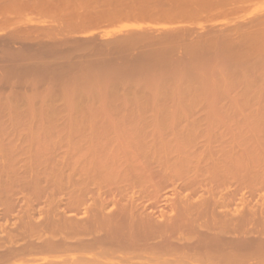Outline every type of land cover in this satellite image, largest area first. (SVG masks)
Instances as JSON below:
<instances>
[{"label":"rangeland","instance_id":"1","mask_svg":"<svg viewBox=\"0 0 264 264\" xmlns=\"http://www.w3.org/2000/svg\"><path fill=\"white\" fill-rule=\"evenodd\" d=\"M192 1L196 2V0H189V2ZM197 1L199 5H202L199 6L200 8L198 7V4L195 5V3L193 2L192 6L190 4L186 7V5L183 4L185 3V1L182 0L181 5L183 4L185 5V7H182L183 5L179 6V0H0V113L2 115V118L4 117L3 121L2 118H0V139L3 138L1 137V134L5 139V141L3 139L0 140V153L2 152L3 156H5L7 152L3 153V149L11 148L12 145L10 146L9 142H11L12 139L14 141V143H12L13 149L15 148V150L12 149V152L14 151V153H12L13 157L11 158L16 159V157H18L19 155L15 154V152H17L18 150H16V147H24V151L28 149V154L33 151V154L31 153L32 155L27 154L28 161L30 160V162H32L30 166V163H27V160L26 164L23 162L26 157H24L21 162L19 160V158H22L20 157V155L21 152H24L22 151L23 148L19 149L21 152L18 160L16 159V162H20H17L18 164H20L19 166H22L21 163H23V166L28 164L25 167H27V169H29L31 173L33 164L35 162L33 161L35 158H33V156H35L37 150L41 149V146H43L41 145L42 141H40L39 139L48 137L47 135L44 136V134L47 133L48 135L50 134L49 136L55 134L54 136L56 137V134H58L59 137H63V135L65 136L66 134L73 135L74 132H77L78 134H87L95 132L97 133L98 131L102 132L104 130V132H107L108 130L110 131L112 129L113 132H116L117 128L118 130H120V132L135 130L137 132L145 133H188L200 131V129H197L199 128L197 127L199 126V124L196 126V128H193L191 124H194V121L197 120H201L200 122H202L204 121V118L208 120L205 121L210 124V131H213L215 127L214 125H217V123L220 122L221 124L223 123V125L224 123H227L224 125L227 129H224L223 127V129L226 131L230 129H238L240 125L241 127L238 129L239 131L241 130V128L242 131L251 130L249 128H251L253 125H248V123H251L253 119H255V122H258L257 118H259V121L260 119L263 120L264 118V102L262 100L264 98V55L261 57V55L264 54V22L260 21L264 20V0H242L243 2H240L239 0L240 3H236L238 4L237 6L233 5L230 7L226 5V3H229L228 1L225 3L227 7L223 3L221 4L220 2L222 1L220 0H212V3L215 2V5L214 3L213 5L209 3L211 2V0H201V2L203 3H201L199 0ZM147 2L149 3L147 4ZM175 5L178 7H176ZM150 9L152 10L150 11ZM167 13L171 16L167 15ZM195 47L198 48L195 50ZM235 52L237 54H234ZM158 53H160V55ZM200 53L201 55H198ZM222 54L225 55L223 56ZM143 58L145 60H143ZM156 58H158V60ZM162 59L163 61H161ZM235 59H237L238 61ZM228 62L230 65L228 64ZM237 62H239L240 64ZM247 62L253 63L248 64ZM236 63L239 64L240 67H238ZM255 63L259 64L256 65ZM132 64L134 65L132 66ZM243 64L244 66H242ZM231 65H235L234 67L239 68V70L235 69ZM209 66H211L212 68ZM134 67H137V69H135ZM194 67L196 71L194 70ZM107 68H111L112 71H109ZM141 68H143L144 70H142ZM209 68H211V70ZM231 68L232 71L235 69L234 72L231 71ZM156 69L158 71L160 69V71H162L163 69V72L159 71L161 73L159 75V72L157 73V71H155ZM177 69H181V71H176ZM206 69L210 74L206 72ZM103 70L105 73L103 72ZM138 70L140 72H138ZM148 70H150V72H153V74L147 72ZM142 71H144V75ZM145 71L147 74H145ZM188 71L190 75L188 74ZM101 72H103L104 74L107 73L106 75L109 76L106 77V75H104L103 73L101 74ZM176 72H178L179 74ZM138 73L139 75L140 73H142V75L139 76ZM171 73H173V77L175 76L177 78L175 79L174 77L170 79V77H172V75H170ZM113 74H115L116 76ZM257 74L260 75L258 76ZM134 75H136L137 78ZM149 75L153 76L154 78L152 77L151 79ZM227 75L229 77H227ZM252 75L254 77H251ZM261 75L263 76L261 77ZM91 76H93V78ZM112 76L116 78L115 81ZM142 76L144 77V79L142 78ZM198 76H200V78ZM257 76L258 78H263V82L261 81V84H259V79L261 78L258 79ZM60 77H62L64 80L61 79L60 81ZM147 77L148 80H146ZM163 77L165 78L163 79ZM90 78L94 81H92ZM103 78L104 80L106 79L104 82ZM127 78L129 79V81ZM134 78H136V80ZM79 79L81 80L79 81ZM89 79L93 83H91ZM242 79L243 81H240ZM250 79L255 82L254 84L252 81L254 85L249 84L251 83L249 82ZM96 80L98 81L96 82ZM87 81H90V84L87 83L88 88L87 84H85ZM117 81L119 83H117ZM131 81L133 84L130 83ZM170 81H173V83L171 84ZM187 81L189 82V84L187 83ZM139 82L141 83V85ZM240 82L243 83L241 84ZM174 83H176V85ZM79 84L82 85L79 87ZM192 84L194 87H191ZM234 84H237L236 87ZM240 85L243 86L240 87ZM247 85L248 87H246ZM58 87L62 88L59 89ZM77 87L78 89H76ZM152 87H154L155 89H152ZM163 87L166 88L165 91L167 90V92H164ZM196 87L201 89H198ZM143 88H146L147 90ZM160 88L163 90L162 92H160ZM168 88L172 90L171 92L173 93L169 94ZM110 89H112L113 91H110ZM115 89H117L118 91ZM221 89L223 90L221 91ZM228 89H230V91ZM246 89L248 91L245 92ZM141 91H143L144 93L143 99H145L146 103L144 105H148L146 106V109L145 107H143L144 105L142 104V97L140 99V96H142L140 94L142 93ZM205 91H207V93ZM118 92L121 98L117 94ZM215 92L216 96H214ZM257 92H259V95L257 94ZM66 93L69 94V96ZM129 93L131 94V96ZM163 93H165L166 95H163ZM193 93L195 97L193 96ZM110 94H112L113 96ZM158 94H162V97ZM187 94H189V97L192 99V101L191 99H189V97V101L187 100ZM221 94L224 98V101H226L225 103L223 100H221L223 98L220 99ZM224 95H226L228 98L224 97ZM66 96H68L69 99H67ZM158 96L159 98H163L166 96L165 98H163V100H165L168 96L169 99H172L169 100L167 98V100L162 101L158 98ZM197 96H199V99L201 96L205 99L201 97V99L199 100L197 99ZM255 96H258V100ZM97 97L98 99H96ZM149 97H152V99L150 98V100ZM246 97H248L249 99H246ZM92 98L94 100H92ZM127 98L129 100L132 98L135 100L132 99L129 101L127 100ZM194 98L196 99V101L193 100ZM75 99L76 101L80 100L81 102L78 101V103L75 101ZM95 99L100 100V102L95 101ZM116 99H118L117 101H119L120 99L122 100H120L121 102L119 101L114 103ZM148 99L151 102H149ZM210 99L211 102L209 103ZM124 100L126 101V103H128V105L124 103ZM136 100L138 104L140 103L143 106L140 104L139 106ZM183 100L187 102H184ZM260 100L262 101L260 102ZM133 101H135V103H132ZM146 101H148L149 104H147ZM241 101L246 104L242 105L244 103H241ZM195 102H199L202 104L199 105ZM185 103H187L186 105H189L186 106ZM118 104L120 107H117ZM65 105L66 108L68 105V111L66 110V108L65 110L61 109ZM79 105H82V107H80ZM69 106L71 107L69 108ZM132 106L134 108H132ZM189 106H191L190 109ZM5 107H8L6 108L8 110H4L3 108ZM115 107L117 111L115 110ZM140 107L142 108V110L140 109ZM58 108L61 109V111L57 110ZM92 108L94 110L97 109V112H93ZM127 108L129 109V111ZM136 108H138V110ZM179 108L182 110H180ZM175 109L177 112H175ZM225 109L227 110L226 112ZM54 110H56L57 113L56 111L53 112ZM166 110L168 112H166ZM173 110L175 113L173 112ZM65 111L67 112L64 113ZM82 111L85 112L83 113ZM107 111H113L115 114L113 112L107 113ZM136 112L138 114H136ZM142 112H144V114H142ZM129 113H132L131 117L130 115H128ZM209 119L212 120L211 123ZM213 119H216L215 121H221L216 123L215 121H213ZM223 119H225V121L226 119L230 120H227L228 122H225ZM232 119L238 121L239 123L238 124L236 121H234V123L232 122L234 124V126L232 127L234 128H230V121ZM245 119L249 120H247L246 122ZM242 121H245L244 123H246V125ZM229 123L230 127L228 125ZM235 123H237V125L239 126L235 127ZM203 124L205 125L206 123ZM211 124L214 125L212 126ZM219 125L217 128L215 127L218 130L220 129ZM209 126L207 124L205 125L206 131H208ZM118 130L117 132H119ZM202 130L204 131V128ZM213 132H215V130ZM33 134L36 136L42 134L43 137L39 136L40 138H35L36 140H38V142H40V145H37V143L35 142L36 145L34 146H38L39 148H33L31 150L30 148L34 147V143L31 144L33 142V138H30L31 136H34ZM18 135L20 136V138H18ZM58 135L56 137V141H58ZM24 138H26V144H24ZM7 139H9L10 141H8ZM28 139H31L30 142ZM55 142L51 143L53 149L55 148L54 145L60 146L61 144H64V146H66L65 142L61 144H58L57 142L56 144ZM44 144L46 143L44 142ZM25 146L27 149H25ZM1 147L4 148L2 149ZM62 147L63 145H61L60 148L57 149V151ZM52 148H49V146L47 147V149L50 150H52ZM65 150L59 151L62 156H66V154L63 155L62 153L65 152ZM10 151L11 149L8 150L9 155H11ZM41 152H43V150ZM26 153H24L25 155L23 154L22 156H26ZM2 154H0V156ZM14 154L17 156L15 157ZM3 156H1L0 160L1 167L6 160V158H4ZM30 156H32L33 158L32 161ZM9 158L7 153V159ZM16 162L14 163L17 166ZM23 168L22 170H17L18 172H20V175L24 172ZM27 169L25 168L24 170ZM16 194L14 193V195ZM33 195H30V198H36L33 197ZM18 196L17 198H20L23 195L20 197ZM12 198L15 200L16 196ZM147 202L146 203L149 206L146 205V208L144 207L145 209H141L142 213H144V210L146 211L145 213L154 211V214L155 212H157V215H160L159 213L162 212L160 218L164 217L165 212H167L168 214L170 213V217L173 215V213H171L170 204H167L168 206L164 207L165 204L162 202V208L158 207V210H161H159V212L156 210L157 205L155 206L156 209H153L154 205L151 206V210H149V208L147 209V206L150 207L151 204H154V201L152 200ZM111 204L112 203H110L109 206H111ZM45 206V204L42 205V208H44ZM115 207L112 205V207L109 208L110 212L107 208L105 214L107 215L108 213L106 212L108 211L110 214H113L114 217L116 216L115 218L121 220L119 219L120 216L117 213H120V210H118V208L120 209V207ZM146 209L149 211L147 212ZM162 209L165 210L164 214V210ZM150 212L148 213V215L144 214V216H148L149 222L154 223V215L151 212L150 216ZM85 215H87V217L84 218H88L89 214ZM113 215H111L112 217L110 216V218H114ZM157 215L155 213L156 217H154L158 220L159 217H157ZM167 215L165 214V217ZM165 217L164 221L168 219V217L166 219ZM152 218L153 220H151ZM158 221L162 222L163 220ZM14 222L15 220L13 219V217L9 215L1 219L0 225L9 227ZM91 234L88 233V236L83 238H90L92 236ZM194 234L195 233H187L188 236H193ZM94 235L90 238L91 240L92 238L94 239ZM101 235L104 234L101 233ZM58 237H61V235H58ZM31 238L33 239L34 237ZM104 252H106V254H104L106 255L105 259L112 262H122L125 258H129L134 262H146L148 261L147 258L150 255V253L148 252H142L139 247L119 249L116 245H114L112 248H107L106 250H104ZM79 254L81 255V253ZM54 256L60 257L64 260L70 259L72 257L70 254H55ZM30 263H32L31 257L26 255L23 257L15 258L5 264Z\"/></svg>","mask_w":264,"mask_h":264},{"label":"bare ground","instance_id":"2","mask_svg":"<svg viewBox=\"0 0 264 264\" xmlns=\"http://www.w3.org/2000/svg\"><path fill=\"white\" fill-rule=\"evenodd\" d=\"M179 1H180L179 6H182L183 4H185L186 7L187 5H190V4L191 6L193 5L192 4L193 1L189 2L188 0L189 2L188 3L187 0H182V1H185V3L182 2L183 3L182 5H181V0ZM199 1L201 2V0ZM207 1H210V0H207ZM220 1L218 2H220L221 4L223 3L224 5L228 1L229 3H226L228 7L233 6V5L237 6L240 2H243L242 0H240V2L239 0H220ZM148 3L149 2H147V4ZM193 3H195V5L198 4V7L202 6L201 4L199 5L197 0L196 2H193ZM209 3H211V5H213L214 3L215 5V2L212 3V0ZM185 5H183L182 7H185ZM151 10L152 9H150V11ZM167 15L171 16L168 13ZM260 21L264 22V20H260ZM210 45H213V44H210ZM197 48L198 47H195L194 49L196 50ZM158 54L160 55V53ZM234 54H237V53L235 52ZM198 55H201V53ZM263 55L264 54H262L261 57ZM156 59L158 60V58ZM143 60L145 59L143 58ZM161 61H163V59ZM247 63L250 64L253 62H250V63L247 62ZM239 64H237L238 67H240ZM133 65L134 64H132V66ZM242 66H244V64ZM139 67H142V66H139ZM211 68L209 69L211 70ZM135 69H137V67ZM141 69L144 70L143 68ZM235 69L239 70V68H235ZM108 70L110 71L111 68ZM178 70L179 72L181 71V69H177L176 71ZM194 70H195V67H194ZM234 70L232 71V68H231L232 72H234ZM155 71H157V73L159 72L157 69ZM189 71H188V74H189ZM103 72H101V74ZM138 72L140 71L138 70ZM143 72L144 71H142V73ZM147 72H150V70H148ZM160 72H163V69ZM160 72H159V75L161 74ZM206 72L209 73L208 70ZM142 73H140V75H142ZM150 73L153 74V72H150ZM145 74H147L146 71H145ZM172 74L173 73H171L170 75ZM263 75H261V77ZM108 76L109 75H106V77ZM149 76L152 79L153 76L151 75ZM91 77L93 78V76ZM165 77H163V79ZM174 77L172 75L170 79ZM198 77L200 78V76ZM227 77L229 76L227 75ZM251 77H254V76L252 75ZM136 78L134 79L136 80ZM142 78L144 79L143 76ZM176 78L177 77H175V79ZM61 79L64 80L62 77H60V81ZM80 80L81 79H79V81ZM91 80L94 81L93 79ZM105 80L103 78V82ZM115 80L116 78H114V81ZM146 80H148V77ZM250 80L249 82L251 83L249 82L248 83L250 85L251 84L254 85L255 82L253 80L251 81ZM259 80H260V83H259ZM259 80H258V83L261 84V81L263 80V78ZM90 81H87L85 84L87 83L90 84ZM92 81L91 83H93ZM97 81L98 80H96V82ZM240 81H243V79ZM252 81L254 84L252 83ZM170 82L171 84L173 83V81H170ZM80 83H83V82H80ZM117 83L119 82L117 81ZM130 83H132V81ZM187 83L189 84L188 81ZM88 84H87V88H88ZM174 84L176 85V83ZM81 85L79 84V87ZM200 85H201V82H200ZM192 86L193 84L191 85V87ZM242 86L243 85H240V87ZM110 87H114V86H110ZM246 87H248V85ZM153 88L154 87H152V89ZM76 89H78V87ZM143 89H146V88H143ZM163 89H164V92H167V90L165 91L166 88L163 87ZM198 89H201V88H198ZM248 89H251V88H248ZM222 90L223 89H221V91ZM228 90L230 91V89ZM110 91H113V90L110 89ZM151 91H155V90H151ZM162 91L163 90L161 89L160 92ZM171 91L172 90L169 89V94L173 93ZM246 91L248 90L246 89L245 92ZM141 92L143 93V91ZM205 92L207 93V91ZM142 93H140L142 95L140 96V99L141 97L143 99L144 93L143 94ZM117 94L119 95V92ZM222 94L220 95V99L223 98ZM257 94L259 95V92H257ZM67 95L69 96V94ZM160 95L162 97V94ZM163 95H166V94L163 93ZM173 95H169V96H173ZM187 95H188L187 96V100H188L189 94ZM68 96H66L67 99H69ZM193 96H194V93H193ZM214 96H216V92ZM161 97L159 99L162 101H165L168 98L167 97L165 100H163V98H165L166 96L163 98ZM224 97H227V96L224 95ZM248 97H246V99ZM150 98L152 99V97H149V99ZM96 99H98V97ZM96 99L95 101L100 102V100H96ZM112 99H115V98H112ZM171 99L172 98H170L169 100ZM189 99L191 98L189 97ZM197 99H199V96H197ZM211 99L209 103L211 102ZM256 99L258 100V96L256 97ZM92 100L94 99L92 98ZM117 100L118 99H116L114 103L119 102L122 99H120L119 101ZM127 100L129 99L127 98ZM150 100L149 102H151ZM193 100L196 101L195 98ZM221 100L224 101V98ZM244 100H245V97H244ZM262 100L264 102V98ZM262 100H260V102ZM143 101H142V104L143 105L146 104L145 99H143ZM183 101L187 102L185 100ZM146 102L147 104H149L148 101ZM225 102L226 101H224V103ZM82 103H83V100H82ZM124 103H126L125 100H124ZM132 103H135V101H133ZM241 103H244V102L241 101ZM126 104L128 105V103ZM186 104L187 103H185V105ZM196 104L200 105L202 103L198 102ZM245 104L246 103L242 105H245ZM68 105H67V108H68ZM122 105H123V102H122ZM133 106L132 108H134ZM146 106L148 105H144L143 107H145L146 109ZM70 107L71 106H69V108ZM80 107H82V105ZM117 107H120L119 104ZM141 107L140 109L142 110ZM190 107L191 106H189V109ZM6 108L8 107H5L3 109L5 110ZM65 108H66V105L63 106L61 109L65 110ZM67 108L66 110L68 111ZM61 109L58 108L57 110L61 111ZM136 109L138 110V108ZM115 110H116V107H115ZM55 111L56 110H54L53 112ZM67 111H65L64 113H66ZM94 111L97 112V109L95 110L93 109V112ZM226 111L227 110L225 109V112ZM82 112L84 113L85 111H82ZM108 112L109 111H107V113ZM112 112H109V113H112ZM166 112L168 111L166 110ZM175 112H177L176 109H175ZM131 114L129 113L128 115H130L131 117ZM136 114L138 113L136 112ZM142 114H144V112H142ZM17 117H18V114H17ZM0 118H2V115ZM3 118H2V121L4 120ZM257 119H258V122H255L254 121L255 119H253V121L250 120L251 123H248V125L251 124L253 126L249 128L251 130H247V131L246 130L242 131V128L239 131L238 129L241 127V125L240 126L237 125L238 121L234 119H232L233 121L232 120L230 121L231 127H230V123L228 124L229 127L234 128L232 126H234L233 123L234 121H236L237 123H235L236 124L235 127L239 126V128L230 129L227 131L224 130L226 128L224 125L227 123H224L223 125V123L221 124L220 122L221 120L215 121L216 119L215 120L213 119V121H215L216 123L220 122V123H217V125L213 124L216 128L220 124L219 125L220 129L218 130L214 127L215 132H213L214 131L213 129H212L213 131H210L211 130L209 126L210 124L206 122L208 120L204 118V121L206 120L205 122L204 121L200 122L201 120L200 121L197 120V121H194L195 123L192 122L194 124H191L193 128H196V126L199 124V126H197L199 128L197 129L198 130L200 129V131L188 132V133H185V132L145 133V132H137L135 130H127L125 132L123 131L120 132V130H118L117 128L119 132H117V130L116 132H113V129L110 131L106 130L107 132H104L105 131L104 130L102 132L98 131L97 133L95 132V133H87V134L86 133L78 134L77 132H74L75 135L66 134L65 136L68 135L67 137H65L64 135L63 137H59V135L56 134V137L58 135L57 139L59 142L56 141V137L54 136L55 134L51 135L52 137L49 136L50 134L48 135V133L44 134V136L47 135L48 137L42 138V139L39 137V136H42V134L39 136H36L33 134L35 137L34 136L30 137L31 139L33 138L32 139L33 142L31 143V144L34 143L33 146L36 145L35 142L37 143V145H40V142L36 140L38 137L40 138L39 140L42 141L41 145L43 146L45 145L47 147L49 146V148L50 147L52 148L51 143L55 141L58 144L65 142L66 146H64V144H61L63 145V147L59 149L58 151L57 149L60 148L61 145L60 146L54 145L55 148L54 149L52 148V150L47 149V147L45 146L44 147L41 146V149H38L35 156H33V158L35 157L33 160L35 162L33 164L31 173H30V170L27 169V167H25L28 164L23 166V163H21L24 168L22 166H19L20 164H18L24 159V157H26V159L23 162L26 164V160L28 161L27 151L29 150L26 148V146H25V149L27 150L25 151L27 153L24 151V147L19 146L23 148L22 150L24 151L23 153L19 150L21 148L16 147V150L18 149L19 151L17 150L15 154L20 155V152H21L20 157L22 158H19L20 162L18 161H17L18 163L16 162V159L18 160L19 155L18 157H16L17 155L14 154L16 159L11 158L13 157L12 153H14V151L12 152V149H13L12 143H14L12 139L13 137H12L11 142H9L10 146L12 145L11 148L3 149L4 147L3 148L1 147L4 150L3 153L7 152L8 158L9 157L10 158L7 159V153L5 154V156H3L2 152L0 153L2 154L1 156L6 158L2 167L0 166V221L2 218H5L11 215L13 219L15 220V222L11 224V226L9 227L0 225V264L8 263L15 258L23 257L26 255L31 257L32 263L30 264H264V118L263 120L260 119V121H259V118ZM209 120L211 123L212 120L211 119ZM223 120L225 121V119ZM227 120L228 119H226L225 122H228L230 119L228 121ZM247 120L245 119L246 122ZM245 121H242V122L244 123ZM203 123H206L209 126L208 131H206V128H205L206 124L204 125ZM244 124L246 125V123ZM201 126H202V129L204 128V131L201 129ZM1 137H3L1 139L5 141L4 136H2V134H1ZM18 138H20L19 135H18ZM26 138H24V141ZM31 139H28L29 142ZM7 140L10 141L9 139ZM44 142L46 144H44ZM24 144H26V141ZM33 148L37 149L39 147L34 146V147H31L30 149L32 150ZM10 149H11L10 151L11 155H9V152H8V150ZM62 149L63 150L66 149L65 152H62L63 155L66 154V156L65 155L62 156V154L59 152L60 150L63 151ZM13 150H15V148ZM42 150L43 152H41ZM24 153H26V156H22ZM31 153L33 154V151ZM31 153L29 154L32 155ZM1 156H0V160H1ZM30 157L32 161L33 158L32 156ZM14 162L17 163V166ZM27 163H30L29 166L32 164L30 160ZM22 168L24 172L23 174L20 175L19 174L20 172H18L17 170H22ZM25 168L27 170H24ZM28 171L30 174L28 173ZM12 192H14L15 194L18 192L19 194H22L23 196L19 195L18 193L14 195V193ZM29 194L31 196L34 194L33 197H36V198H30ZM11 196L12 197L16 196L15 200ZM17 196L18 197L22 196L23 198L22 197L17 198ZM162 199H164L165 202ZM152 200L154 201L153 202L154 204H151L150 207H148L149 205L147 204L148 203L147 201H152ZM161 200L165 204L164 207H167L168 206L167 204H170L171 213H173V215L170 217L169 215L170 213L168 214L167 212H165L164 209H162L164 210L163 214L164 212L166 215L168 214L166 217L164 214L165 219L168 217V219L165 221H164V217L160 218V215L162 214V212L159 213L161 210L160 209H159L160 211L158 210V207L162 208ZM110 203H112L111 206H109ZM44 204L47 207L45 206L44 208H42V205ZM112 205L114 207L115 206L120 207V209L118 208V210H120V213L117 212L118 210L116 212L119 214L120 216L119 219L121 220H118L117 218H115L116 216L114 217L113 214L109 213L110 212L109 208H111ZM146 205H148L147 209L149 208V210H151L150 209L152 208L151 206L154 205L153 209L157 208L156 210L159 211L158 213L160 214V215H157V212H155L157 217H159L158 220H163V221L161 222V221H158L157 218L155 219L156 217L155 213L153 214L154 211L153 212L151 211L152 214L155 216V217L153 216L154 223L156 220V223L158 222L159 224L158 223L154 224L152 222H149L148 216H146L147 217L146 218L144 214L148 215L150 211L146 209L147 212L149 211L148 213H145L146 212L145 210H144V213L141 212V209L143 210L144 207L146 208ZM107 208L109 212L107 211L106 213L108 214L106 215L105 211L107 210ZM83 212L85 214H89L88 218H84V217H87V215H85ZM151 212H150V216H151ZM81 213H82V216H81ZM79 214L81 217L79 216ZM111 215H113L114 218H110ZM153 218L151 220H153ZM88 233L89 234L92 233L91 237H93V235L95 234L94 239L92 238L91 240L90 239L91 237L90 238L88 237L89 239L83 238V237H87ZM101 233L104 235H101ZM187 233H195V234L193 236H188ZM96 234L98 235V237ZM58 235H61V237H58ZM31 237H34V238L32 239ZM84 239H88V240H84ZM114 245H116L119 249L120 248L130 249V248L139 247V249H141L142 252L150 253L149 255L150 257L148 256L147 258L148 261L146 262H134L129 258H125L122 262L108 261L107 259H105L106 255L104 254H106V252H104V250H106L107 248H112ZM108 246H111V247H108ZM79 253H81V255ZM55 254H70L72 257L70 259L64 260V259H61L60 257H55L54 256ZM77 255H80V256H77Z\"/></svg>","mask_w":264,"mask_h":264}]
</instances>
